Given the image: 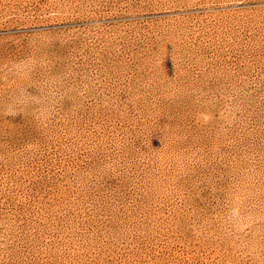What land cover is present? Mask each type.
Returning <instances> with one entry per match:
<instances>
[{"label": "rangeland", "instance_id": "374dc122", "mask_svg": "<svg viewBox=\"0 0 264 264\" xmlns=\"http://www.w3.org/2000/svg\"><path fill=\"white\" fill-rule=\"evenodd\" d=\"M0 264H264V0H0Z\"/></svg>", "mask_w": 264, "mask_h": 264}]
</instances>
